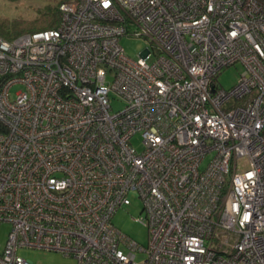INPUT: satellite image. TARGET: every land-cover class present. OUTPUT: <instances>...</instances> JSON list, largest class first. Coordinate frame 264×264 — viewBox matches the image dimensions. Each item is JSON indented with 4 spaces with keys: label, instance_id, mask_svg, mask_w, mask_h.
Wrapping results in <instances>:
<instances>
[{
    "label": "built area",
    "instance_id": "obj_1",
    "mask_svg": "<svg viewBox=\"0 0 264 264\" xmlns=\"http://www.w3.org/2000/svg\"><path fill=\"white\" fill-rule=\"evenodd\" d=\"M58 8L56 27L0 36V264H32L20 247L77 264H264V0ZM123 36L147 45L128 57ZM131 191L146 246L112 224Z\"/></svg>",
    "mask_w": 264,
    "mask_h": 264
},
{
    "label": "rangeland",
    "instance_id": "obj_2",
    "mask_svg": "<svg viewBox=\"0 0 264 264\" xmlns=\"http://www.w3.org/2000/svg\"><path fill=\"white\" fill-rule=\"evenodd\" d=\"M60 1L62 0H0V19L7 20L10 24L13 19L24 20L26 26L30 27L35 21H37L38 11L49 6H57L60 4ZM37 24L41 25L40 23ZM29 32L30 31H25L21 34ZM120 44L123 47L125 54L131 58H135L147 45L145 39L126 36L121 37ZM241 71L242 67L240 64L229 66L216 76V83L221 88L228 90L236 84ZM20 88L21 86L14 85L10 90L11 96H13V94ZM110 105L112 112L123 109V103L115 96H110ZM131 142L135 149L138 151L142 150V142L139 134H135L132 137ZM212 156L213 153L211 152L206 155L201 168L206 166ZM129 198L130 204L117 210L112 218V224L120 232L130 236L140 245L146 246V228L133 221V218L142 214V202L134 191L129 193ZM10 229V223L0 222V252L4 248ZM17 253L20 257L32 262V264H77L75 258L66 257L55 251L20 247ZM141 258V256H138L137 259L140 260Z\"/></svg>",
    "mask_w": 264,
    "mask_h": 264
},
{
    "label": "trees",
    "instance_id": "obj_3",
    "mask_svg": "<svg viewBox=\"0 0 264 264\" xmlns=\"http://www.w3.org/2000/svg\"><path fill=\"white\" fill-rule=\"evenodd\" d=\"M59 16L60 12L57 5L49 6L38 11V19L32 24V26L28 25L30 27L26 26L24 20L13 19L10 24L7 20L0 19V36L5 39H13L25 31L35 32L56 27L59 22ZM37 23H40L41 25ZM2 130L3 127L0 125V131Z\"/></svg>",
    "mask_w": 264,
    "mask_h": 264
}]
</instances>
